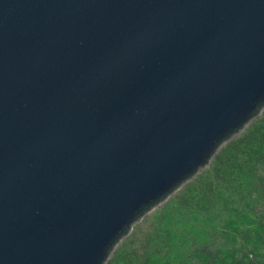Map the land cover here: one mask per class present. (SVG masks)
Listing matches in <instances>:
<instances>
[{
  "label": "water",
  "instance_id": "95a60500",
  "mask_svg": "<svg viewBox=\"0 0 264 264\" xmlns=\"http://www.w3.org/2000/svg\"><path fill=\"white\" fill-rule=\"evenodd\" d=\"M264 104V0H0V264H104Z\"/></svg>",
  "mask_w": 264,
  "mask_h": 264
},
{
  "label": "trees",
  "instance_id": "16d2710c",
  "mask_svg": "<svg viewBox=\"0 0 264 264\" xmlns=\"http://www.w3.org/2000/svg\"><path fill=\"white\" fill-rule=\"evenodd\" d=\"M260 106L192 178L132 225L104 264H264Z\"/></svg>",
  "mask_w": 264,
  "mask_h": 264
},
{
  "label": "rangeland",
  "instance_id": "374dc122",
  "mask_svg": "<svg viewBox=\"0 0 264 264\" xmlns=\"http://www.w3.org/2000/svg\"><path fill=\"white\" fill-rule=\"evenodd\" d=\"M153 209H154V208H153ZM153 209H152V210H153ZM152 210H151V211H152ZM153 212H154V211H153ZM153 212H152V213H153Z\"/></svg>",
  "mask_w": 264,
  "mask_h": 264
}]
</instances>
